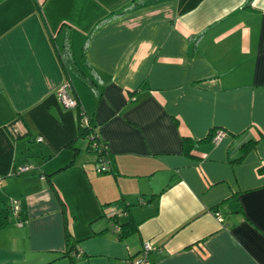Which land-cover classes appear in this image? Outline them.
Wrapping results in <instances>:
<instances>
[{
  "label": "crops",
  "instance_id": "obj_1",
  "mask_svg": "<svg viewBox=\"0 0 264 264\" xmlns=\"http://www.w3.org/2000/svg\"><path fill=\"white\" fill-rule=\"evenodd\" d=\"M2 210L0 264H264V0H0Z\"/></svg>",
  "mask_w": 264,
  "mask_h": 264
},
{
  "label": "built area",
  "instance_id": "obj_2",
  "mask_svg": "<svg viewBox=\"0 0 264 264\" xmlns=\"http://www.w3.org/2000/svg\"><path fill=\"white\" fill-rule=\"evenodd\" d=\"M70 90V84L68 81L63 82L55 91L56 97L58 99V101L60 102V104L66 108V109H75L76 111H79V117H77V123L79 128L82 129H89V124H88V120L83 116V114L81 113L80 110V105L78 104L77 100L69 97L68 95V91ZM91 128V127H90ZM92 129V128H91ZM94 131L92 129V131H88L85 140H86V148L88 149L89 152H92L95 156V162H94V169L98 170L101 173H106L109 169V163L107 160V153H106V146L103 145L100 141H99V136L94 135ZM96 134V133H95ZM223 137H225V133L222 131H216L213 135V137H211V142L212 143H217L219 142ZM36 142H41V138H37ZM29 169V167H22L19 168V172L18 173H23L26 172ZM41 180H44L43 178H41ZM9 209L12 212L13 216L16 217L20 211V206L18 204L17 201L15 200H10L9 202ZM113 215L110 214L109 217H112ZM220 221V218L217 219ZM112 230L116 231L117 227L113 224L112 226ZM150 251V248L147 244H143V251L141 254V260H139L137 262V264H148V262L146 261L145 252ZM78 253L72 255L75 257H78Z\"/></svg>",
  "mask_w": 264,
  "mask_h": 264
},
{
  "label": "trees",
  "instance_id": "obj_3",
  "mask_svg": "<svg viewBox=\"0 0 264 264\" xmlns=\"http://www.w3.org/2000/svg\"><path fill=\"white\" fill-rule=\"evenodd\" d=\"M105 20H103V21H105ZM57 58L60 61L62 66L66 67V68H69V69H74V66L71 63V57H70V53H69V48L65 44L63 45V51L61 52V54L60 55L57 54ZM79 114H80V112L76 111L77 117H79ZM77 126H78V123H77ZM88 131L90 132V131H92V129L90 127H89V129H82V128H79V126H78V132H79L80 136H84V138H85L87 133H88ZM93 131L96 133V134L94 133V135L98 134L95 130H93ZM99 141L101 142L100 139H99ZM103 145H105V144H103ZM252 145H253V143L250 142V141L249 142H245L242 145V147H241L242 153H246L250 148L253 147ZM90 153H92V152H90ZM106 153H108L107 149H106ZM94 162H95V156H94ZM17 216L15 218H17ZM17 221H18V218H17ZM7 222H8L7 212L5 210L0 211V229L4 228L7 225ZM18 223H20V222L18 221ZM121 229L123 230L124 235H128V234L130 235L135 230L134 225H132L130 222L124 223L121 226Z\"/></svg>",
  "mask_w": 264,
  "mask_h": 264
},
{
  "label": "rangeland",
  "instance_id": "obj_4",
  "mask_svg": "<svg viewBox=\"0 0 264 264\" xmlns=\"http://www.w3.org/2000/svg\"><path fill=\"white\" fill-rule=\"evenodd\" d=\"M68 110V109H67ZM69 110H74V109H69ZM75 112H76V110H75ZM25 166H27V165H25ZM94 168V167H93ZM93 172H95L97 175V177H96V179H94V182L95 183H99L100 185H103L104 184V179L102 178L105 174H103V173H101V172H99L98 170H96V169H93ZM107 174V173H106ZM105 186H106V183L104 184ZM140 185L141 186H145V183H140ZM89 192V191H88ZM92 196V193L90 192L89 193V196ZM92 198V197H91ZM137 197H135V199H136ZM74 207L76 208V209H78V212H89V210H90V208L89 207H87L86 209H85V211H82V210H79V203H81L82 202V199L81 198H77V197H74ZM67 205H68V208L69 209H71V203H70V201H68V203H67ZM108 207H102L101 209L97 206V209L95 210L96 212H106V209H107ZM103 209V210H102ZM8 212H9V210H8ZM73 212H74V210H73ZM136 257H138V259L139 258H141V253L138 255V256H136Z\"/></svg>",
  "mask_w": 264,
  "mask_h": 264
},
{
  "label": "water",
  "instance_id": "obj_5",
  "mask_svg": "<svg viewBox=\"0 0 264 264\" xmlns=\"http://www.w3.org/2000/svg\"><path fill=\"white\" fill-rule=\"evenodd\" d=\"M85 142H86V140H85Z\"/></svg>",
  "mask_w": 264,
  "mask_h": 264
}]
</instances>
